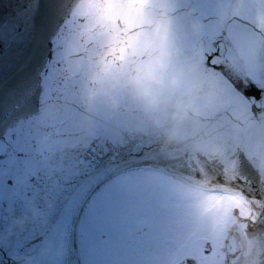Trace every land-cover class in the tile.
Returning <instances> with one entry per match:
<instances>
[{"label":"water","instance_id":"95a60500","mask_svg":"<svg viewBox=\"0 0 264 264\" xmlns=\"http://www.w3.org/2000/svg\"><path fill=\"white\" fill-rule=\"evenodd\" d=\"M229 144L264 148V0H0V264H80L101 181Z\"/></svg>","mask_w":264,"mask_h":264},{"label":"rangeland","instance_id":"374dc122","mask_svg":"<svg viewBox=\"0 0 264 264\" xmlns=\"http://www.w3.org/2000/svg\"><path fill=\"white\" fill-rule=\"evenodd\" d=\"M183 185L159 172L138 171L101 186L91 197L76 232L81 264H116V256H126L128 241L133 240L129 224L135 217L147 219L154 229L169 221L152 240L159 246L160 263L174 264L196 250L193 244L198 239L215 234V228L221 231L220 220L229 208L240 205V201ZM177 213L183 223L179 230L172 221Z\"/></svg>","mask_w":264,"mask_h":264},{"label":"flooded vegetation","instance_id":"af4514ba","mask_svg":"<svg viewBox=\"0 0 264 264\" xmlns=\"http://www.w3.org/2000/svg\"><path fill=\"white\" fill-rule=\"evenodd\" d=\"M198 158L192 165L199 178L238 190L212 191L209 194L237 200L239 197L240 205L229 208V213L220 220L223 224H219L221 231L217 232L215 228V234L198 239L193 244L196 250L177 258L174 264H264V165L250 163L242 154H234L231 150L204 152L200 153ZM152 206L153 203H150L149 208ZM161 216L162 209L158 215L162 220ZM178 216L177 213L172 217L176 230L183 224L179 222ZM146 222L147 219L135 217L129 224L133 240L128 241L126 256L115 257L116 264H161L159 246L152 238L156 231L163 230L165 224L169 226L170 223L167 220L162 228L158 226L154 229V224ZM237 224L241 225V231L237 235L239 239L233 245L237 248L243 247V250L229 252V234ZM174 247L176 248V245Z\"/></svg>","mask_w":264,"mask_h":264},{"label":"bare ground","instance_id":"6f19581e","mask_svg":"<svg viewBox=\"0 0 264 264\" xmlns=\"http://www.w3.org/2000/svg\"><path fill=\"white\" fill-rule=\"evenodd\" d=\"M76 222H77V220H76ZM76 222H75V227H76ZM75 230H76V228H75ZM75 241H76V239H75ZM80 264H81V262H80Z\"/></svg>","mask_w":264,"mask_h":264}]
</instances>
